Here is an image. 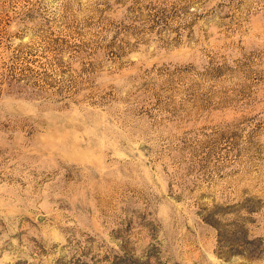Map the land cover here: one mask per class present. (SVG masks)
Wrapping results in <instances>:
<instances>
[{
  "label": "rangeland",
  "instance_id": "374dc122",
  "mask_svg": "<svg viewBox=\"0 0 264 264\" xmlns=\"http://www.w3.org/2000/svg\"><path fill=\"white\" fill-rule=\"evenodd\" d=\"M0 264H264V0H0Z\"/></svg>",
  "mask_w": 264,
  "mask_h": 264
}]
</instances>
